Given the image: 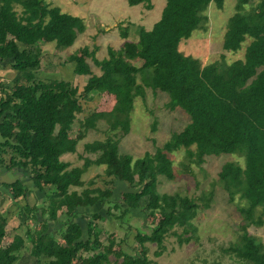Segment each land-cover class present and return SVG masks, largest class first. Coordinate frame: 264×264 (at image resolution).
<instances>
[{
	"label": "trees",
	"instance_id": "16d2710c",
	"mask_svg": "<svg viewBox=\"0 0 264 264\" xmlns=\"http://www.w3.org/2000/svg\"><path fill=\"white\" fill-rule=\"evenodd\" d=\"M127 1L130 6L152 8L151 0ZM224 1L166 0L150 30L140 27L136 41L126 40L119 49L109 47L107 58L95 57L97 46L82 47V56L69 57L75 75H89L79 89L64 79L37 75L39 41L54 42L57 51H64L84 32L83 19L45 0H0V68L14 71L12 84L0 82V159L9 155L4 170L15 173L20 165L29 171L31 182L15 178L0 183V195L11 202L19 198L26 202L24 231L11 239L1 226L5 220L0 210V264H16L25 248L37 264H112V254L120 264H151L146 243L155 244L153 254L160 256L168 235L175 236L179 245L197 240L193 219L201 208L210 207L212 193L199 196L202 203H198L178 192L158 190L160 177L174 178L169 154L181 149L188 160L182 165L188 167L200 166L206 156L244 155L243 166L226 161L218 172L228 201L239 199L236 210L241 219L236 241L222 252L243 264H264L263 244L248 232L250 226L264 225V0H236V12L228 19L222 49L236 52L250 39L242 59L226 63L221 54L220 60L203 66L200 59L179 50L182 40L204 28L209 4L220 9ZM127 30L122 38L128 37ZM86 58H91L99 74L92 72ZM135 59L140 66L133 63ZM146 88L166 93L169 110L182 108L191 120L161 146L155 145L154 152L133 158L119 151V143L130 131L134 100L144 97ZM93 90L113 95L114 104L109 111L87 115L82 131L73 137V124L83 112L80 101H91ZM101 119H107L104 137L83 142L82 151H77L87 131ZM156 128L154 120L151 131ZM67 153H76L82 163L63 160ZM91 166H104L102 187L96 185V178L83 180ZM121 183L137 189L133 195L141 201L139 210L154 223L149 233L136 230L137 255L125 252L111 235L100 238L98 221L112 215L123 222L133 213L114 198ZM35 192V203L30 205L27 197ZM80 217L87 219L85 225ZM58 221L64 226L62 243L53 237L50 225ZM202 264L226 263L215 259Z\"/></svg>",
	"mask_w": 264,
	"mask_h": 264
},
{
	"label": "rangeland",
	"instance_id": "374dc122",
	"mask_svg": "<svg viewBox=\"0 0 264 264\" xmlns=\"http://www.w3.org/2000/svg\"><path fill=\"white\" fill-rule=\"evenodd\" d=\"M257 1L251 0L252 3ZM45 2L50 6H58L64 13L71 15L76 13V16L80 17L85 15L83 17L85 30L78 34L73 45L64 51H57L54 42L39 41L41 62L37 76L64 79L81 89L89 75H75L73 63L69 57L82 56L80 49L84 46H88L90 50L93 46H97L98 50L95 57L98 59L107 58L109 47L119 49L126 39L136 41L140 27L150 30L153 24L160 19L166 0H151L152 9H147L145 4L130 6L127 0H91L88 7L83 5L84 2L80 0L78 3L77 1L71 3L69 0H45ZM73 4H76V7ZM235 5L236 0H225L223 7L219 9L211 2L204 12L208 17L204 23V28L195 29L189 38L182 40L179 45L180 50L187 55L199 58L200 61L203 59L204 62L220 60L221 54L225 55L224 61L226 63H230L234 59H242L245 46L250 39L242 43V47L236 52H226L222 49L228 19L236 12ZM16 9L20 10V7L16 6ZM126 29H128V37L122 38V32H126ZM86 60L90 64L92 72L99 74L100 70L93 64L91 58H86ZM133 63L136 66L141 64L139 59L133 60ZM13 76L14 71L9 67L0 68V82L10 85ZM139 81L140 79H138ZM160 93L153 96L151 90L146 88L144 97L135 98L133 110L129 114L130 131L119 143L121 153L129 154L133 158H140L146 152H154L155 145L161 146L164 141L168 140L172 132L180 131L190 122V117L181 110L182 108L176 107L174 110H169L170 108L166 105L167 94ZM92 96L93 99L89 102L80 101L83 112L78 114V119L73 124L71 130L73 137L82 131V123L87 115L93 111H109L115 101L114 96L108 93H98L93 90ZM154 120L157 121V128L155 132H152L151 123ZM107 128V119L99 120L97 127L88 130L85 137L79 142L77 151H82L83 142L102 139ZM154 140L156 141L155 144H153ZM169 156L172 160L174 178L169 180L163 176L160 177L159 192H178L196 198L198 203H202L199 196L204 193V195L212 193V199L210 207L201 208L193 219V223L197 227V240L193 239L188 243L184 242L179 245L175 236L168 235L165 238L166 249L160 256L153 254L154 250L157 249L155 244L146 243L149 249L147 256L152 260L151 264H202L203 260L210 262L215 259L226 264H243L235 256L222 252L223 247L236 241L237 227L241 219L236 210L239 199L235 198L232 203L228 201L227 193L218 180V172L226 161L243 166L244 155L231 153L206 156L205 161L200 166L191 163L190 167L182 165L183 162L188 163L184 149L172 152ZM8 158L9 155L0 159V169L4 170L3 164ZM61 158L71 162L72 165L82 163L76 153H67ZM19 166H15V173L5 172L6 175L3 176V180L21 178L24 183L31 185L28 179L29 171ZM103 169L104 166H91L82 175V178L85 181L96 178V185L102 187ZM136 190V188H130L123 183L118 184L115 190L114 198L120 203V206L132 208L133 213L127 215L125 221L122 222L112 215L104 221H98V225L102 227L101 239L106 240L111 235L116 242H120V246L125 252L133 255H137L139 252V246L134 240L136 230L149 233L154 226L151 217L145 215L144 210H139L142 208L141 201L138 202L133 195ZM34 194L38 195L35 192L27 197V202L30 205L35 203ZM3 196L0 195V210L5 222L1 226L7 230L11 239L15 233H23L24 231V228L21 227L24 220L22 207L26 202L22 198L11 202L9 197ZM102 213H104V209ZM79 221L85 225L87 219L84 220L80 217ZM50 225L53 227V237L57 242L62 243L60 233L64 228L63 223L59 221L50 222ZM177 231L180 232V229ZM248 232L262 242L264 250V225L250 226ZM109 259L112 264H120V262L114 261L113 254L109 256ZM43 260L45 259L43 258ZM16 264L37 263H35V258L29 254V250L25 248Z\"/></svg>",
	"mask_w": 264,
	"mask_h": 264
},
{
	"label": "crops",
	"instance_id": "0c3cea01",
	"mask_svg": "<svg viewBox=\"0 0 264 264\" xmlns=\"http://www.w3.org/2000/svg\"><path fill=\"white\" fill-rule=\"evenodd\" d=\"M74 1H77V3H78V0H69V2H74ZM81 2H84V4L83 5H85L86 7H88V3L91 1V0H80ZM152 3V2H151ZM87 4V5H86ZM74 5V7H76V4H73ZM152 9V8H151ZM74 15L76 16V13H74ZM85 15H82V19H83V17H84ZM80 17V16H79ZM83 21H84V19H83ZM147 30V29H146ZM127 40V39H126ZM128 41H131V40H128ZM125 42V41H124ZM123 42V43H124ZM182 42V41H181ZM180 45V44H179ZM179 50H180V48H179ZM183 52V51H182ZM185 54V53H184ZM185 55H187V54H185ZM192 56V55H191ZM194 57V56H193ZM195 58H197V57H195ZM199 59V58H198ZM238 59H240V58H238ZM234 60H236V59H234ZM234 60H232V61H234ZM215 61V60H214ZM231 61V62H232ZM201 62H202V65L203 66H205L206 64H209V63H211V62H213V61H211V62H204V60L202 59L201 60ZM151 93H152V95L153 96H156L157 94H161L160 92H157V93H154V92H152L151 91ZM167 103V102H166ZM179 108V107H178ZM181 109V108H180ZM182 110V109H181ZM189 123V122H188ZM5 172H10V171H7V170H3V169H0V183H2V182H10V181H13L14 179H8V180H3V176L4 175H6V173ZM4 178H8V177H4Z\"/></svg>",
	"mask_w": 264,
	"mask_h": 264
}]
</instances>
